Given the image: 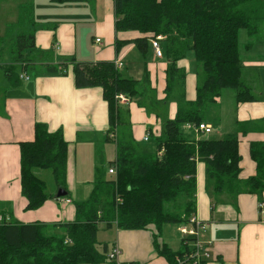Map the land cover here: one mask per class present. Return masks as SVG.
I'll return each instance as SVG.
<instances>
[{"label":"trees","instance_id":"16d2710c","mask_svg":"<svg viewBox=\"0 0 264 264\" xmlns=\"http://www.w3.org/2000/svg\"><path fill=\"white\" fill-rule=\"evenodd\" d=\"M56 3L86 0H51ZM116 17L117 51L136 46L142 53L149 42L162 35L168 43L167 100L178 102V112L167 120L160 138L156 139L157 153L139 150L127 133L116 136L119 126L116 96L131 99L144 95L148 82L123 77L114 63H76L65 61L61 66H48L50 74H68L71 68L77 88H101L109 105V123L117 147V157L110 162L117 175L105 177L103 161L99 159L92 192L86 201L76 202V221L66 224H21L8 222L1 208L0 264H111L107 258L110 246L99 248L100 224L120 230H147L154 227L159 234L165 224H182L197 211V162L208 165L209 177L216 190L232 187L237 193L261 197L264 193V141L253 142L250 154L257 173L244 182L239 181L242 156L238 137L228 140L200 138L189 140L182 127L204 123L208 106L218 103L223 92L235 90L238 103L255 101L242 76L243 61L240 33L264 34V0H113ZM28 20L34 19L29 9ZM26 16V15H25ZM26 16V17H28ZM254 43L247 44L250 48ZM193 51L197 63V97L186 100L187 73L178 61ZM126 51V50H125ZM18 58L25 53L33 58L45 55L36 47L35 34L17 37L15 52ZM165 56V54H164ZM30 65L19 71L0 66L12 87L20 85V76ZM110 136V135H108ZM122 136V139H121ZM107 137V141H110ZM21 186L27 199V210L41 208L56 199L45 181L35 171H50L57 192L68 197V142L63 132L49 133L45 124H37L35 139L21 142ZM164 151L160 157L159 153ZM183 201H180V200ZM262 202V201H261ZM177 210V211H176ZM11 214V212H10ZM155 234V248L168 264H176L181 252H173L160 243ZM69 240L70 243L66 241Z\"/></svg>","mask_w":264,"mask_h":264},{"label":"crops","instance_id":"0c3cea01","mask_svg":"<svg viewBox=\"0 0 264 264\" xmlns=\"http://www.w3.org/2000/svg\"><path fill=\"white\" fill-rule=\"evenodd\" d=\"M17 1L19 4L16 9L14 3L9 6L16 10L15 15L2 26L9 27L12 24L10 22L17 24L22 13L30 7L34 28L44 25L42 21L40 24L37 21L44 7L42 1ZM84 2H94L93 6L89 4L79 12L84 13V17L86 12L88 14L98 12L99 6L95 0ZM104 12L106 44L101 40L100 44L96 43L99 47L89 58L76 56L82 61L77 58L73 60L76 63H116L119 60L123 63V67L118 70L124 72L123 77L139 83L148 82L143 96L137 99L130 98L129 104L116 101L118 119H120L116 136L127 133L140 144L145 142L144 137L147 133H150V138H160L165 122L175 119L179 107L178 102L167 100L165 92L169 82L170 60L166 55L168 43L161 42L165 50L163 59L155 56L151 41L146 53H142L136 46H131L119 54L112 0H108ZM73 17V21L80 20L77 14ZM50 35V33L35 34L36 47L39 51L45 52V55L34 58L35 61L29 64L27 72L20 76V85L12 87L4 75L7 86L0 88V204L6 212L5 219L8 222L53 225L72 223L75 213L74 202L88 200L94 187L92 172L95 171L99 159L103 161V155L98 153L101 150L105 152L107 146H114L115 158L117 157L116 140H113V133L109 132V105L104 98L103 90L77 88L71 68L68 74L47 72L48 66H61L64 63L61 58L66 55L78 54L77 28L70 25L62 28L56 37ZM258 43L263 46L261 49ZM246 46L244 49L248 62L243 65L242 76L255 101L237 102L241 116L235 123V126H238L237 130L234 128L233 134L230 135L232 138L238 137L240 142L239 151L242 156L240 182L256 175L257 167L251 157L250 146L253 142L264 141V34L256 44L250 48ZM136 50L145 59V65H135L127 69L125 59ZM150 52H152V60L147 64L146 59ZM189 52L190 50L177 65L187 73L185 96L187 101L193 102L197 97V71L192 73L191 63L187 60ZM256 54L261 56L263 61H257ZM151 108L155 109V114L148 113ZM204 123L213 127L208 122ZM37 124H45L49 133L63 132L68 142L67 188L73 191L75 199L73 201L66 197L65 199H69L70 203L58 198L51 199L38 210L28 211L26 209L28 201L22 194L21 186L20 143L35 139ZM217 134L222 135L219 132ZM107 137L111 138L110 141L106 140ZM208 170L207 163H198L196 214L207 224L202 238L211 243V258L207 264H264V214L259 209V203L264 201V193L259 198L246 192L237 193L229 186L224 190H216ZM35 175L47 183L48 189V177L55 186L50 171L37 170ZM49 192L55 196L58 194L57 189L55 191L49 189ZM155 234L158 233L154 227L147 230L119 231L114 244L121 250V260L137 264H168L155 248ZM158 236L160 243L166 244L171 249L167 242L168 231L165 226Z\"/></svg>","mask_w":264,"mask_h":264},{"label":"rangeland","instance_id":"374dc122","mask_svg":"<svg viewBox=\"0 0 264 264\" xmlns=\"http://www.w3.org/2000/svg\"><path fill=\"white\" fill-rule=\"evenodd\" d=\"M42 1L44 7L41 9V13L37 18V21L40 23H44L43 26L34 28L33 23H30L28 20L30 17L29 8L26 9L25 13H22V17L19 22L16 24L14 22H10L9 27H4L2 24L5 21H9L11 16H14L16 13V6L19 4L17 0H0V66H4L5 68H13L17 71L22 68V66L29 65L31 62H34V58L31 55L25 53L21 58H18V55L15 52V45L17 41V37L23 33H34L45 35L46 33H50V37H56L57 33L62 30L64 27H74L77 28V39L76 46L78 47V54L73 53L72 55H66V57L61 58L62 62L71 61L74 58L82 61L80 57L89 58L92 55L96 48L99 46L96 44L97 38L103 41V44H106V38L104 36V28L105 24L103 22V18L105 15V7L108 3V0H95L97 5L99 6L98 12L88 14L86 12V17L83 16L84 13H79L83 8H87L88 5H94V2H73V3H53L51 0H40ZM113 2V0H112ZM15 4L14 8H9L12 4ZM27 14L28 17L25 16ZM79 15L80 20L73 21V16ZM42 21V22H40ZM34 28V29H33ZM263 36V34H262ZM258 41L257 36L249 37L246 31H242L240 33V50L241 55L243 56V65L248 62L246 59V50L244 46L249 43H254ZM260 43H258L259 45ZM259 49L263 46L259 45ZM164 54L165 50L163 49ZM152 52L147 56L146 62L152 60ZM141 54L136 50V52L132 53L128 58H126V66L127 69H131L135 65L143 64L145 65V59L141 56ZM42 57V56H41ZM58 56H56L57 58ZM257 61H263L261 56L257 55ZM255 58V57H254ZM187 60L191 63L192 73H196L197 71V63H196V55L193 51H190L187 56ZM189 72V70H188ZM124 74V72H122ZM190 73V72H189ZM125 76V75H124ZM191 76V75H189ZM7 84L5 82L4 72L0 70V88H6ZM166 96H168L167 91ZM174 100V98L169 99ZM177 102V101H176ZM148 112L149 114H155V109L151 108ZM241 116L240 106L236 100V91L235 90H226L223 92L218 103L212 104L208 106L205 112L204 122H208L213 125L214 130L213 133L205 136L201 134H196L194 131L188 130L187 125L183 126L181 131L183 136L189 140H198L199 138L208 137L211 140H228L232 138L230 135L233 134V130H237L238 126H235L236 120ZM222 133L219 135L217 133ZM121 134H119L120 136ZM207 138V139H208ZM122 139V136H121ZM156 139L154 137L150 138L149 142L138 143L135 139V144L138 146L139 150L147 153H156ZM113 140L115 138L113 137ZM115 147L107 146L105 148V152L102 150L98 153L99 155H103V164L105 177L107 179H113L115 176L109 173L110 165L109 163L114 161L115 158ZM93 173V183L95 182V171ZM49 180V189L50 191H55L56 188L53 185L51 178L48 177ZM68 198L75 199L73 191L68 190ZM63 200V199H61ZM180 201H183L182 199ZM75 207L74 218L72 219V223L76 221V205L75 202L73 204ZM177 211V210H176ZM168 231V239L167 242L172 250L179 251L182 249V236L178 232L177 224H165L164 225ZM119 231H124L118 229L116 226L109 227L106 224H100L99 232H98V243L99 248H102V245L107 244L111 246L115 243L117 239V235Z\"/></svg>","mask_w":264,"mask_h":264},{"label":"built area","instance_id":"2783aa9c","mask_svg":"<svg viewBox=\"0 0 264 264\" xmlns=\"http://www.w3.org/2000/svg\"><path fill=\"white\" fill-rule=\"evenodd\" d=\"M164 40L162 35L157 36L155 39L151 40V44L154 50V54L157 58H164V51L161 46V42ZM97 44L101 43L100 39L96 40ZM115 67L120 69L123 67L121 61H116ZM23 78V76L21 77ZM25 78V77H24ZM29 80V78H26ZM116 101L119 103L129 104L131 100L128 96L124 94H118L116 96ZM187 129L194 131L196 134H201L208 136L213 133L214 128L206 123L200 125L188 124ZM145 142L150 141V133H147L144 137ZM164 151L159 153L161 157ZM197 164L199 163V158H195ZM109 173L116 176L117 170L115 167H110ZM63 202L70 203L69 199L61 198ZM259 209L262 214H264V201L259 203ZM3 220V217L0 216V221ZM178 232L182 236V250L181 255H178L175 258L176 264H207L211 258L210 247L211 243L204 241L203 234L207 229V224L203 222L197 214L192 215L188 221L178 225ZM70 243L69 240L66 241ZM107 258L111 264H137V263H126L121 260V250L116 244H112L109 248Z\"/></svg>","mask_w":264,"mask_h":264},{"label":"water","instance_id":"95a60500","mask_svg":"<svg viewBox=\"0 0 264 264\" xmlns=\"http://www.w3.org/2000/svg\"><path fill=\"white\" fill-rule=\"evenodd\" d=\"M65 196H66V193L63 192V191H59L58 194H57V198L58 199H61V198L65 197Z\"/></svg>","mask_w":264,"mask_h":264}]
</instances>
